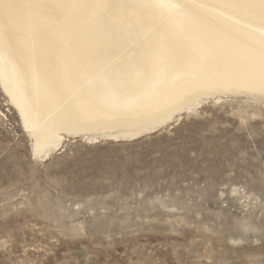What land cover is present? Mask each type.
<instances>
[{"label": "rangeland", "instance_id": "374dc122", "mask_svg": "<svg viewBox=\"0 0 264 264\" xmlns=\"http://www.w3.org/2000/svg\"><path fill=\"white\" fill-rule=\"evenodd\" d=\"M0 264H264V101L210 99L47 160L0 86Z\"/></svg>", "mask_w": 264, "mask_h": 264}, {"label": "bare ground", "instance_id": "6f19581e", "mask_svg": "<svg viewBox=\"0 0 264 264\" xmlns=\"http://www.w3.org/2000/svg\"><path fill=\"white\" fill-rule=\"evenodd\" d=\"M0 86L40 161L264 101V0H0Z\"/></svg>", "mask_w": 264, "mask_h": 264}, {"label": "snow or ice", "instance_id": "6c2138e0", "mask_svg": "<svg viewBox=\"0 0 264 264\" xmlns=\"http://www.w3.org/2000/svg\"><path fill=\"white\" fill-rule=\"evenodd\" d=\"M4 129L0 128V132H3ZM261 153L264 154V146L260 149ZM18 162V159L16 157V154L9 150L6 146L0 147V167L12 165Z\"/></svg>", "mask_w": 264, "mask_h": 264}]
</instances>
